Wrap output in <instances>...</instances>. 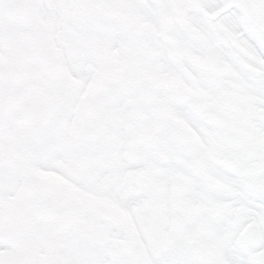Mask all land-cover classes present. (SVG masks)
<instances>
[{
	"label": "snow or ice",
	"instance_id": "1",
	"mask_svg": "<svg viewBox=\"0 0 264 264\" xmlns=\"http://www.w3.org/2000/svg\"><path fill=\"white\" fill-rule=\"evenodd\" d=\"M0 264H264V0H0Z\"/></svg>",
	"mask_w": 264,
	"mask_h": 264
}]
</instances>
